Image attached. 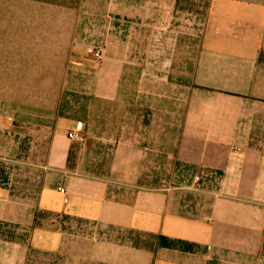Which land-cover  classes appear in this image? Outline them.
<instances>
[{
  "label": "crops",
  "instance_id": "0c3cea01",
  "mask_svg": "<svg viewBox=\"0 0 264 264\" xmlns=\"http://www.w3.org/2000/svg\"><path fill=\"white\" fill-rule=\"evenodd\" d=\"M0 264H264V0H0Z\"/></svg>",
  "mask_w": 264,
  "mask_h": 264
},
{
  "label": "built area",
  "instance_id": "2783aa9c",
  "mask_svg": "<svg viewBox=\"0 0 264 264\" xmlns=\"http://www.w3.org/2000/svg\"><path fill=\"white\" fill-rule=\"evenodd\" d=\"M89 52L93 55L94 58L96 59H100L102 57V51L100 49H91L89 50ZM82 129V125H77V129L74 130V131H70L68 133V137L72 138V137H80L81 134H80V130ZM59 191L61 193L64 192V189L63 188H60Z\"/></svg>",
  "mask_w": 264,
  "mask_h": 264
}]
</instances>
